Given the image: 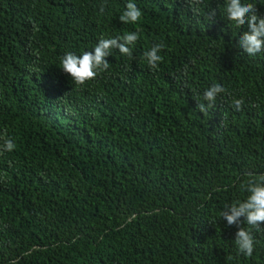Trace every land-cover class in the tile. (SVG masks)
I'll use <instances>...</instances> for the list:
<instances>
[{
    "label": "trees",
    "instance_id": "obj_1",
    "mask_svg": "<svg viewBox=\"0 0 264 264\" xmlns=\"http://www.w3.org/2000/svg\"><path fill=\"white\" fill-rule=\"evenodd\" d=\"M128 2L0 0V131L16 144L0 152V264H264V230L244 256L220 215L264 174V53L239 47L248 26L231 27L225 0L199 23L187 0H132L135 25L119 20ZM137 29L134 58L113 50L95 80L60 68ZM158 42L153 70L141 56ZM213 82L228 93L200 113Z\"/></svg>",
    "mask_w": 264,
    "mask_h": 264
},
{
    "label": "clouds",
    "instance_id": "obj_2",
    "mask_svg": "<svg viewBox=\"0 0 264 264\" xmlns=\"http://www.w3.org/2000/svg\"><path fill=\"white\" fill-rule=\"evenodd\" d=\"M187 4L199 23L200 6L205 5V0H187ZM256 4L246 2V0H225L220 9L231 27L240 29L247 24L248 31L239 36L238 43L239 47L252 57L264 53V15L259 14ZM105 7L106 4L100 8L102 13ZM206 8L209 10L205 11L203 19L211 22L217 14L216 9H211L209 4L205 5ZM142 17V10L136 3L129 0L119 20L123 24L135 25ZM139 39V29L112 38L101 37L93 51H84L78 55L71 51L65 53L61 57L60 68L70 75L75 84L83 86L108 71L110 64L107 58L112 55L113 50H118L121 55L133 59V49ZM165 48L166 45L163 42L154 43L149 50L143 52L141 60L146 61L149 68L158 69L164 60L161 52ZM192 63L194 64L195 61ZM189 73L190 67L185 64L182 75L187 77ZM225 93H228V89L218 82H213L205 88L202 98L206 103L198 100L197 107L200 113L207 114L216 106L217 98ZM244 105L243 98L232 99V107L235 111H242ZM15 148L16 144L8 137L6 130L0 131V152H11ZM246 175L248 179L240 185L241 190L247 193L246 199L225 204L220 215L223 220L227 221L228 226L236 225L238 228L234 240L238 252L251 257L257 243L254 231L264 230L262 229L264 225V174L247 173Z\"/></svg>",
    "mask_w": 264,
    "mask_h": 264
}]
</instances>
